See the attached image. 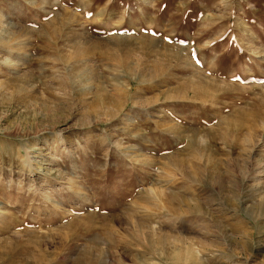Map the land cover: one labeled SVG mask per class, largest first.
Returning <instances> with one entry per match:
<instances>
[{"label": "rangeland", "instance_id": "rangeland-1", "mask_svg": "<svg viewBox=\"0 0 264 264\" xmlns=\"http://www.w3.org/2000/svg\"><path fill=\"white\" fill-rule=\"evenodd\" d=\"M0 264H264V0H0Z\"/></svg>", "mask_w": 264, "mask_h": 264}, {"label": "bare ground", "instance_id": "bare-ground-1", "mask_svg": "<svg viewBox=\"0 0 264 264\" xmlns=\"http://www.w3.org/2000/svg\"><path fill=\"white\" fill-rule=\"evenodd\" d=\"M178 255V254H177Z\"/></svg>", "mask_w": 264, "mask_h": 264}]
</instances>
